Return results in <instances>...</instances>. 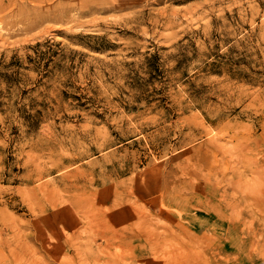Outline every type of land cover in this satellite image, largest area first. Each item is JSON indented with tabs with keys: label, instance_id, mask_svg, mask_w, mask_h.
<instances>
[{
	"label": "rangeland",
	"instance_id": "rangeland-1",
	"mask_svg": "<svg viewBox=\"0 0 264 264\" xmlns=\"http://www.w3.org/2000/svg\"><path fill=\"white\" fill-rule=\"evenodd\" d=\"M0 264H264V0H0Z\"/></svg>",
	"mask_w": 264,
	"mask_h": 264
}]
</instances>
